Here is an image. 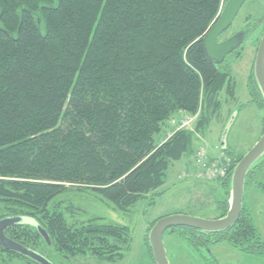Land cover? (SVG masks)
Returning <instances> with one entry per match:
<instances>
[{"label": "trees", "instance_id": "obj_1", "mask_svg": "<svg viewBox=\"0 0 264 264\" xmlns=\"http://www.w3.org/2000/svg\"><path fill=\"white\" fill-rule=\"evenodd\" d=\"M221 1L0 0V220L31 218L50 245L28 225L5 229L8 239L41 255L49 248L65 260L123 261L132 241L128 227L97 219L68 223L53 203L65 192H92L125 213L162 194L172 163L192 155L194 133L201 135L218 110L217 96L232 97L235 90L226 59L216 65L202 43ZM35 19L44 23V35ZM263 32L264 25L259 38ZM247 91L264 113L253 69ZM201 109L194 133L179 130L156 142L177 114ZM229 149H223L230 167L218 181L214 219L229 209L230 178L243 156ZM263 173L264 157L246 174L242 210L230 229L172 228L163 244L177 239L210 264H217L210 247L219 243L264 259L245 200L248 188L264 194ZM160 218L144 239L149 264L155 263L147 236ZM12 259L37 264L0 248V264Z\"/></svg>", "mask_w": 264, "mask_h": 264}, {"label": "rangeland", "instance_id": "obj_2", "mask_svg": "<svg viewBox=\"0 0 264 264\" xmlns=\"http://www.w3.org/2000/svg\"><path fill=\"white\" fill-rule=\"evenodd\" d=\"M247 17L255 20H250V26H247ZM256 19L259 22L256 23ZM36 20L40 33L44 35V23ZM257 24L261 25L257 26ZM263 25L264 0H247L239 10L229 31L222 37L231 36L240 29H244L246 32L251 31L239 49L226 58L235 84L233 96L231 97L226 91H222L217 96L218 110L210 117L206 115L207 113L205 114L209 118V123L202 134H198L194 138L195 147L203 148L209 160L222 162V159H225L227 169L230 167V158H228L227 151H222L221 142L223 141L225 148L245 154L257 142L262 133L264 113L251 104L247 91V79L254 64L256 50L261 39L258 34ZM202 113L203 109L197 112L196 121ZM169 122L166 131L155 136L156 142L164 141L166 135L174 130V128H170L173 126ZM194 125L190 127L193 129L191 131H194ZM190 158L193 159V156ZM190 158L183 157L179 162L172 163L166 175L165 185L159 190L162 192L159 197L151 203L148 199L142 200L125 213L117 212L110 204L92 192L69 191L55 199L53 204L60 205L59 210L68 223L80 224L97 219L98 223L104 225L128 227L131 231L132 241L129 250L124 253L123 261L110 263L90 256L65 260L54 256V252L49 248L46 252H41L42 256L52 264H149L144 254V239L153 221L173 214H185L203 219L217 217L214 201L219 195L218 181L206 182V179L198 178L194 174L182 176V172L188 164L186 162L184 167L183 161ZM258 179L264 181V176L258 177ZM245 200L264 241V194L254 188H248L245 191ZM45 244L50 245L48 237L45 239ZM164 248L169 264H210L204 260H197L196 253L184 243L178 242L177 239H166ZM210 251L217 264H264V259L242 255L226 243L213 245L210 247ZM16 260L12 259L7 264H16ZM4 263L6 264V261L1 264Z\"/></svg>", "mask_w": 264, "mask_h": 264}, {"label": "water", "instance_id": "obj_3", "mask_svg": "<svg viewBox=\"0 0 264 264\" xmlns=\"http://www.w3.org/2000/svg\"><path fill=\"white\" fill-rule=\"evenodd\" d=\"M246 0H228L215 22L210 26L202 39L207 57L216 65H221L225 58L235 52L242 44L244 34L237 33L230 39L218 43L221 34L232 25L239 10ZM253 77L264 103V33L258 44L253 64ZM221 148H225L223 141ZM264 157V130L257 142L242 156L236 164L230 178L229 209L224 217L218 219H203L185 214H173L160 218L150 229L147 240L155 264H169L163 244L164 233L172 228L184 227L201 233L217 234L230 229L238 219L242 210L245 177L249 169ZM28 225L35 228L41 237L47 239V234L31 218L7 217L0 220V248L7 252L17 253L27 257L37 264H51L42 255L29 250L8 239L4 231L15 226Z\"/></svg>", "mask_w": 264, "mask_h": 264}, {"label": "built area", "instance_id": "obj_4", "mask_svg": "<svg viewBox=\"0 0 264 264\" xmlns=\"http://www.w3.org/2000/svg\"><path fill=\"white\" fill-rule=\"evenodd\" d=\"M196 116L185 117L179 124L178 129L189 128L195 121ZM195 168L196 170H194ZM195 172V173H194ZM196 175L198 178H204L209 182L221 179L225 176V169L217 162H207L205 153L202 149H196L192 169L183 173L182 176Z\"/></svg>", "mask_w": 264, "mask_h": 264}, {"label": "flooded vegetation", "instance_id": "obj_5", "mask_svg": "<svg viewBox=\"0 0 264 264\" xmlns=\"http://www.w3.org/2000/svg\"><path fill=\"white\" fill-rule=\"evenodd\" d=\"M230 28H231V26L229 27V29ZM229 29L219 36V38L217 40L218 43H222V42L230 39L231 37H233L234 35H236L239 32H242L244 34V38L243 39H245V37L247 36V32L244 29L243 30L240 29V30L236 31L235 33H233L231 36H227V37L222 38L224 35H226V33L229 31Z\"/></svg>", "mask_w": 264, "mask_h": 264}, {"label": "crops", "instance_id": "obj_6", "mask_svg": "<svg viewBox=\"0 0 264 264\" xmlns=\"http://www.w3.org/2000/svg\"><path fill=\"white\" fill-rule=\"evenodd\" d=\"M183 115H184L183 113H179V114H177L173 119H171L170 122H169V124H170L171 126H173V127H170V128H174L175 124L178 122V120H179L180 118H182ZM186 162H187V161H183V165H184V167H185Z\"/></svg>", "mask_w": 264, "mask_h": 264}]
</instances>
